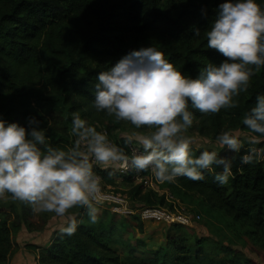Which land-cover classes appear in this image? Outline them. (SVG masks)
Masks as SVG:
<instances>
[{
  "label": "trees",
  "instance_id": "1",
  "mask_svg": "<svg viewBox=\"0 0 264 264\" xmlns=\"http://www.w3.org/2000/svg\"><path fill=\"white\" fill-rule=\"evenodd\" d=\"M225 2L0 0V120L18 123L30 130L29 120L35 118L40 128H47V143L66 149L73 141L70 128L74 112L85 120L104 113L92 107L93 86L99 72L114 66L131 51L157 47L178 71L191 78H198L201 68L208 63L220 65L226 58L206 47L204 32L210 29L219 5ZM257 2L264 7V0ZM196 28L201 35L194 38ZM258 95H264V66L251 77L248 92L234 97L239 101L236 108L204 116L189 106L193 124L200 133L215 137L235 128L248 131L241 118L255 106ZM108 117L115 121L114 117ZM49 121L51 127H48ZM124 146L128 147L126 143ZM248 147L244 145L240 153L226 147L217 152L231 161L232 175L227 185L221 186L215 181V173L222 168L213 166L211 172L204 171V180L177 177L170 186L178 193L199 194L209 209L224 212L237 224L254 226L264 237V159L242 164L241 156ZM257 147H264V141ZM190 149L197 157L204 151ZM94 167L101 181L108 184L115 182L116 175L133 182L138 174H122L113 167L107 170ZM146 172L149 170L143 173ZM134 190V197L147 205L166 204L165 195L146 189L143 183ZM20 227L10 213L0 212V264H7L13 250L12 236ZM140 227L143 230L142 221ZM109 229L100 232L92 224H81L74 235L58 232L51 245L40 252L39 262L130 264L105 242L104 237L111 233ZM137 244L153 254L154 264L191 263V247L176 238L170 237L166 245L157 248L149 246L143 238ZM162 253L168 259L159 257ZM233 263L230 259L221 264Z\"/></svg>",
  "mask_w": 264,
  "mask_h": 264
},
{
  "label": "clouds",
  "instance_id": "2",
  "mask_svg": "<svg viewBox=\"0 0 264 264\" xmlns=\"http://www.w3.org/2000/svg\"><path fill=\"white\" fill-rule=\"evenodd\" d=\"M194 31V38L201 35L198 28ZM204 38L207 48L226 59L220 65L206 64L198 78L178 71L157 47L133 50L99 72L92 107L137 130H147L126 137L131 155L78 112L72 114L74 139L66 149L49 145L47 128H40L35 118L29 120L30 130L0 120V198L10 194L34 213L67 215V226L60 233L71 236L78 220L69 213L77 206L87 209L89 223L99 222L102 181L94 165L137 173L151 170L160 183H173L177 177L201 181L204 171L216 166L222 171L215 173V181L227 185L232 175L230 159L216 151L204 150L198 157L191 152L193 141L186 133L194 116L189 106L204 116L238 106L234 97L248 92L251 77L264 66V7L257 0L221 3ZM241 123L250 133L241 163H258L264 159V147H257L264 141V95L256 97ZM216 140L233 153L244 147L239 133L232 130L222 131Z\"/></svg>",
  "mask_w": 264,
  "mask_h": 264
},
{
  "label": "rangeland",
  "instance_id": "3",
  "mask_svg": "<svg viewBox=\"0 0 264 264\" xmlns=\"http://www.w3.org/2000/svg\"><path fill=\"white\" fill-rule=\"evenodd\" d=\"M86 121L95 126L97 131L107 133L108 139L121 148L125 147L127 136L137 131H147L146 129L137 130L128 122L111 121L106 113H98L97 116L88 118ZM232 131L238 132L242 143L248 145L246 141V137L250 135L248 131L241 128H235ZM186 135L193 141L190 148L216 152L225 148L218 144L215 136L200 133L194 124ZM147 174L148 172L138 173L133 182L126 181L123 176L117 175L112 184L102 181L101 186L104 190L126 197L129 209L133 210V213L114 212L112 204L102 200V203L97 205L100 210L99 222L92 224L97 231L106 229L108 231L111 226L110 237L105 236L104 240L124 261L130 264H154L151 261L153 254L147 253L142 246L138 245V239L143 238L149 246L157 248L166 245L172 237L191 247L190 264H221L230 262V259L235 261L233 264H264V237L254 226L237 224L224 212L209 209L199 194L178 193L170 186V183L154 180L155 191L166 197V204L162 206L169 208H173L174 205L184 206L190 213L200 214V220L191 225L180 224L181 226L175 225L178 223L171 224L166 221H143L140 211L151 205L135 198L134 189L138 184H142L141 177ZM0 212L10 213L12 219L19 221L21 225L12 236L13 250L7 264H40L39 254L42 249L50 246L58 232L60 233V228L67 226L68 223L67 215L57 217L54 213H34L30 205L13 200L10 194H6V198H0ZM69 215L76 216L78 226L91 225L86 208L77 206L70 210ZM141 221L143 230L140 227ZM123 224L125 228H122ZM159 257L168 259L167 254L164 253Z\"/></svg>",
  "mask_w": 264,
  "mask_h": 264
},
{
  "label": "built area",
  "instance_id": "4",
  "mask_svg": "<svg viewBox=\"0 0 264 264\" xmlns=\"http://www.w3.org/2000/svg\"><path fill=\"white\" fill-rule=\"evenodd\" d=\"M139 148V145H136ZM126 154L131 155V147L124 148ZM117 171L122 174H130L135 172L131 169L128 171H122L118 167H116ZM102 180V179H101ZM142 183L145 187H150L155 190L154 180L151 170H149L146 176L141 177ZM101 196L103 201H108L112 204L113 211L118 213H133V210L129 209L127 198L122 196L121 194H115L110 191H106L101 186ZM140 216L143 221H166L171 224H182V225H191L194 222L200 220V214H192L190 213L184 206L178 207L174 205L173 208H169L166 206H147L144 207L140 211Z\"/></svg>",
  "mask_w": 264,
  "mask_h": 264
}]
</instances>
